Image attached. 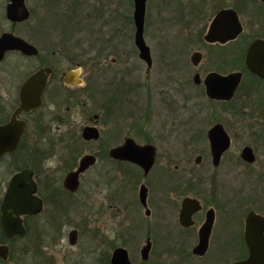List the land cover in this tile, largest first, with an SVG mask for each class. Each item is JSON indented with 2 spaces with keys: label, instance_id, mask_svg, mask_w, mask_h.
<instances>
[{
  "label": "flooded vegetation",
  "instance_id": "obj_1",
  "mask_svg": "<svg viewBox=\"0 0 264 264\" xmlns=\"http://www.w3.org/2000/svg\"><path fill=\"white\" fill-rule=\"evenodd\" d=\"M14 1L17 9L22 10L24 5L28 10L26 19H19V14L18 19L9 16ZM127 1L131 11L126 20L131 30L126 36L128 42H120L123 40L120 33H124L125 28L120 29L112 21L110 36L105 27L100 26L95 31L97 44L85 49L82 46L92 37L85 35L84 21L72 16L85 8L86 0H0V38L12 34L38 50L34 55L8 51L0 61V126L10 123L13 118L24 123L18 146L0 157V164L7 160L8 168L13 170L4 190L3 182H0V245L11 249L14 244L15 248H22L23 236L7 237L1 225L4 197L16 173L31 170L38 188L37 196L43 200L41 213L22 216L28 230L30 221L49 213L48 201L66 199L59 195V189L68 192V199L79 192L85 175L97 167L100 157L114 164L112 171L125 174L135 187L138 185L137 203L144 209L147 219L142 248L149 244L151 249L148 257L142 259L141 254V262L136 264H234L246 261L251 256L246 241L247 216L250 212L264 216V211L250 209L242 217L245 204L240 199L236 203L234 198L225 195L223 187L229 190L228 181L226 178L220 180L218 174L223 170L230 176L236 166L252 167L260 155L258 144L264 143V0H146L143 39L148 57H142L136 43V0ZM107 25L108 28L109 22ZM48 41L49 48L44 50L39 46ZM53 41L62 43L63 47L55 50ZM11 55L31 62L30 70L16 69L17 78L6 73L1 66ZM39 72L46 78L41 106L17 113L21 106L22 86ZM70 73L73 76L69 77ZM14 82L18 83L15 85ZM232 86L235 90L231 95ZM188 90L194 91L197 98H206L205 107L212 120L205 133L192 134L187 143L196 148L203 139L207 141L212 172L207 196L198 191L197 182L169 179L171 168L159 157L171 155V143L177 150L182 148L184 92ZM88 100L96 102L95 109L88 106ZM49 102L57 111L46 118L44 110ZM75 106L83 107V116L89 114V122L80 132L71 129L70 113ZM228 119H232L235 131L229 127ZM54 124L58 125L57 129ZM62 125L68 127L62 129L59 127ZM216 125L222 126L229 140L218 164H215L210 137V130ZM87 126L99 130L98 139L83 138ZM106 126L111 129L109 134L112 136L123 135L126 131L123 142L109 149L100 143L81 155L85 147L99 142ZM220 137L216 138L218 147L222 145ZM246 137L254 139V143H240ZM127 139L140 146H154L155 160L149 171L142 163L110 154ZM165 145H169L168 151L161 148ZM247 147L253 150L254 162L242 157ZM77 149L81 153L75 156L72 152ZM56 150L64 157L65 176L57 179L48 172L41 176L45 159ZM86 154H93L97 161L80 175L78 190L71 192L64 186L65 177L78 168ZM202 161L203 155L198 154L195 163L200 165ZM148 162L145 160V165ZM178 170L179 165H175L174 171ZM192 170L189 168L188 172ZM143 185L147 189V205L140 200ZM42 188L46 194L41 192ZM154 190L156 199L151 198ZM187 197L198 201L200 207L183 221V201ZM209 211L214 213V222L207 245L203 247L200 231ZM152 216H155L154 221ZM156 226L166 228L155 229ZM117 247L112 252L104 251L97 264H111ZM158 248L167 249L159 251ZM196 248L207 249L198 253Z\"/></svg>",
  "mask_w": 264,
  "mask_h": 264
},
{
  "label": "rangeland",
  "instance_id": "obj_2",
  "mask_svg": "<svg viewBox=\"0 0 264 264\" xmlns=\"http://www.w3.org/2000/svg\"><path fill=\"white\" fill-rule=\"evenodd\" d=\"M129 14H131V11L127 0H86L85 8L75 12L72 16L84 21L83 24L87 32L85 35L88 36L89 34L92 37L82 47L86 49L89 46L92 47L97 44L95 31L100 26L105 27L104 30H107L109 32L108 36H110L111 29L109 28L112 21L113 23L116 22L120 29L121 27L125 28L124 33L126 35L122 32L120 33V39H123L120 42H128L126 36H129L131 30L128 28L126 20ZM107 22H109L108 28ZM53 42L52 46L55 50L58 47H63L62 43ZM48 44L49 41L39 46L44 47L45 50L50 47ZM91 51L94 53V48ZM76 52L78 53L79 51L77 50ZM30 63L18 55H11L2 64L1 68L6 73L11 74V76L16 77V69H20L22 72L30 70ZM6 76L8 75L6 74ZM13 81H15V78ZM14 83L16 85L18 82ZM8 86H10V83H8ZM195 95L196 93L192 90L184 92L186 105L183 107L182 115V148L177 150L174 148V143H171L173 147L172 151H170L171 155L164 154L159 157L171 168V172L168 173L170 174L168 175L169 179L176 182L181 180L188 181V179L197 182L198 191L207 196L211 182L210 176L212 174L211 166H209L210 160L207 155V141L203 139L197 144L196 148L187 143L190 142L189 139H191L192 134L205 133L211 126L212 120L209 118V112L205 107L207 106L206 98L199 96L197 98ZM95 103L94 100L87 101L88 106H91L92 109H95ZM125 109L128 110L127 107ZM82 110V106H75L70 113V120L72 121L71 129L77 132H80L89 122V114L88 116H83ZM56 111L55 106L49 102L44 110L46 118L51 117V114H54ZM58 111L60 112V110ZM228 121L230 123L229 127L232 131H235L236 128L231 123L232 119H228ZM53 126L54 129L58 128L57 124ZM59 127L65 129L68 126L62 125ZM105 130L99 142L92 143L90 147H85L81 155L89 152V148H97L100 143L105 144L109 149L123 142L125 130L123 135L119 133L118 136L109 134L111 131L109 126H106ZM244 142L254 143V139L246 137L240 143ZM159 144L162 143L159 142ZM168 146H161V148H166L168 151ZM258 148L260 155L258 161L252 167L242 168L241 166H236V168L231 170L230 176L225 175L227 172L223 170H220L218 174L220 180H225L226 178L228 181L227 187L229 190L223 187L225 195L234 198L236 203L240 199V202H243V205L245 204L242 217L250 209L264 211V176H262L264 174V143L262 145L258 144ZM236 149L238 150V143L236 144ZM50 154L51 156L44 161L45 170L40 172L41 176H46L49 173L54 178H63L66 172L63 170L65 164L61 151L56 150ZM198 154L203 155V161L200 165L195 163V158ZM101 159L99 157L97 167L85 175V180H83L79 192L69 199L73 203L70 207L71 215L68 224L63 223L59 230L54 229L51 222L46 223V221L51 219L47 212L43 213L40 218L30 221L32 230H34V237L37 238V230L45 236L49 235L41 241V246L45 252H42L43 258L40 257L36 261L33 260V264H48L50 262H57V264H97L98 258L104 256V251L112 252L117 246L127 248L130 259L134 263L141 262V249L145 245V224L147 219L144 209L137 203L138 185L135 187L134 183L124 177L125 174L112 171L111 166L114 164L111 161L105 158ZM175 165H179L177 172L174 171ZM189 168L193 169L192 172H188ZM12 171V169L8 168L7 160L0 164V182H3V190L12 175ZM111 178L114 180L111 181ZM155 196L156 191L154 190L151 193V198L156 199ZM151 219L154 221L155 216H152ZM74 228L78 229L79 238L75 245H71L69 233ZM165 228L155 227V229L163 230ZM48 232L50 234H46ZM37 241H40V238ZM164 249L167 248H158L159 251H163ZM0 264L5 263L0 262ZM6 264L22 263L14 261Z\"/></svg>",
  "mask_w": 264,
  "mask_h": 264
},
{
  "label": "water",
  "instance_id": "obj_3",
  "mask_svg": "<svg viewBox=\"0 0 264 264\" xmlns=\"http://www.w3.org/2000/svg\"><path fill=\"white\" fill-rule=\"evenodd\" d=\"M15 2V1H14ZM145 2L146 0H136L135 8V22H136V43L141 50L142 57H148V48L146 47L143 39L144 29V16H145ZM23 3V2H22ZM16 2L9 9V16L19 19H26L28 17V10L23 5V9H17ZM24 4V3H23ZM17 18V19H18ZM21 51L27 55H34L38 52L37 48L28 43L25 39L14 36L12 34L3 35L0 38V61L5 57L8 51ZM73 76L72 73L68 75ZM69 81V80H67ZM46 84V78L42 73H36L22 86L20 92L21 106L18 108L17 113L26 110L35 109L42 104V93ZM232 86L230 90L231 95L235 90ZM212 94V93H211ZM217 97H222L221 94H215ZM24 132V123H19L13 120L3 126H0V157L7 151L15 149L20 141L21 135ZM218 134L217 137L215 135ZM83 138L85 140L98 139L100 136L99 130L94 126H87L83 130ZM220 137L222 145L218 147L217 141ZM211 143L214 148L215 164H218L222 152L228 148L229 140L225 136L221 125H216L210 130ZM154 146H140L132 139H127L125 143L117 148L111 150L112 156L121 157L128 160H133L137 163H142L145 170L149 171L155 160ZM242 157L248 162H254L256 157L252 148L247 147L243 150ZM148 160L145 165L144 161ZM97 158L93 154L84 155L79 163L77 169L69 172L64 180V186L67 190L75 192L80 185V175L94 165ZM37 184L33 180V172L25 169L16 173L10 181L8 190L4 197L2 204V219L1 225L7 237L12 238L15 236H24L27 229L23 223V215H33L41 213L44 205L43 200L37 196ZM140 200L144 205H147V189L143 185L140 190ZM198 201L192 198H185L183 201L182 219L185 221L189 219L192 213L198 210ZM193 206H195L193 208ZM214 222L213 211L208 212L207 220L200 231L201 242L200 244L205 247L210 236L212 225ZM264 216L255 212H250L246 221V241L251 251V256L246 261H239L234 264H264ZM79 233L76 228L69 233V242L75 245L78 242ZM150 245L147 244L141 250L142 259H146L150 252ZM207 248H196V252L204 253ZM10 248L6 245H0V259L7 260L9 258ZM111 264H136L131 261L128 250L125 247H117L112 255Z\"/></svg>",
  "mask_w": 264,
  "mask_h": 264
},
{
  "label": "trees",
  "instance_id": "obj_4",
  "mask_svg": "<svg viewBox=\"0 0 264 264\" xmlns=\"http://www.w3.org/2000/svg\"><path fill=\"white\" fill-rule=\"evenodd\" d=\"M75 156H78L81 153V150L77 149L76 151L72 152ZM59 195L61 197L65 196L66 199H60L57 198L53 201L50 200L47 202L48 205V214H52V217L49 221L51 222L54 229L59 230L62 224H68L70 221V207L73 202H70L68 199V192L63 189H59ZM42 193H45V190L41 189ZM46 196V195H44ZM34 230H32V227L29 225L27 234L21 238V241L23 242L22 248H15L14 244L12 248L10 249V254L8 260H2L0 259L1 263H9V262H20L22 264H33V260H38L40 257L43 256L44 248L41 246V241L45 237H48L49 235L45 236L42 233H40L39 230H37V238L34 237ZM50 234V232L46 233ZM40 238V241H37ZM43 252V253H42ZM43 258V257H42ZM41 258V259H42Z\"/></svg>",
  "mask_w": 264,
  "mask_h": 264
}]
</instances>
